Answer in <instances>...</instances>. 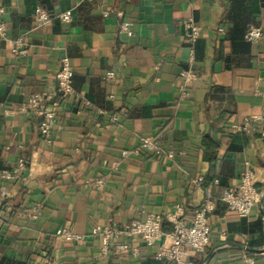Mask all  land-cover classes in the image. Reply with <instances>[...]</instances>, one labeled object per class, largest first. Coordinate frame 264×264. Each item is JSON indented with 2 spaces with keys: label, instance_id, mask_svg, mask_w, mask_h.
<instances>
[{
  "label": "crops",
  "instance_id": "obj_1",
  "mask_svg": "<svg viewBox=\"0 0 264 264\" xmlns=\"http://www.w3.org/2000/svg\"><path fill=\"white\" fill-rule=\"evenodd\" d=\"M41 6L51 15L36 25ZM10 40L21 38L24 57L0 47V173L24 161L19 179L2 181L9 194L0 208V264H169L154 247L120 238L129 251L101 254L94 227H121L147 215L162 218L176 206L189 223L209 202L210 241L192 264H264V6L252 0H0ZM69 11L62 24L58 15ZM120 14V15H119ZM199 36L189 43L183 24ZM131 24L132 36L119 33ZM261 28L246 49L234 26ZM65 58L80 109L55 95ZM112 71L114 79L103 76ZM194 79L182 92L180 72ZM53 94L47 137L42 118L23 113L29 96ZM116 115V122L109 116ZM248 133H232L233 124ZM161 150H138L139 139ZM126 156L123 157L122 153ZM168 153L171 157H168ZM248 163L261 199L246 218L221 202ZM81 236L66 242L56 232Z\"/></svg>",
  "mask_w": 264,
  "mask_h": 264
},
{
  "label": "built area",
  "instance_id": "obj_2",
  "mask_svg": "<svg viewBox=\"0 0 264 264\" xmlns=\"http://www.w3.org/2000/svg\"><path fill=\"white\" fill-rule=\"evenodd\" d=\"M4 9L0 7V47L7 44L11 54L17 57H24L27 51L22 48L23 41L21 38L10 40L7 34V27L3 21ZM120 15V14H119ZM33 21L36 25H46L50 21L48 14L36 7L32 13ZM58 19L62 24H67L71 20V13L69 11L58 15ZM131 24L122 22L119 25L118 31L128 38L132 36ZM184 35L189 43H193L199 36V28L192 21H187L183 24ZM261 28L252 27L245 33V40L249 43H256L261 38ZM182 79V92L186 84L194 79V76L189 71L180 72ZM72 70L69 67L67 59L63 58L60 61L59 69L55 75L56 89L55 95L59 96L60 100H71L74 104H78L80 109L90 107L89 102L82 99L76 94L71 87L70 79ZM105 81L114 79L112 71L106 72L103 76ZM53 94H36L29 96L26 101L20 106L19 110L23 113H31L42 118L40 125V133L43 137H47L50 131V120L54 117V111L46 104L52 100ZM117 116H109L110 122H116ZM232 133H248L249 124H233L230 127ZM264 135V134H263ZM138 150H146L152 152L154 155H160V148L149 138H140ZM125 157L126 153L123 152ZM168 157L171 154L168 153ZM24 161L19 159L14 171H2L0 179L2 181H14L21 177L24 169ZM254 172L251 170L248 163L244 164V169L240 174L239 183L236 188L225 189L221 196V202L225 207L234 212L239 218H246L249 216L253 207L259 203L261 199L260 193L254 186ZM9 194L5 191L0 193V208L2 203L7 200ZM213 206L209 202H205L198 207L192 220L186 223L180 219L181 208L176 206L172 213L165 216V219L171 225V231L164 233L162 231V218L155 215H147L142 220H137L125 224L121 227H94L90 231L91 237L101 236L102 248L101 254L106 255L109 249L115 253H125L129 251L127 244H119L120 238H138L145 246L154 247V259L159 262H167L169 264H192L189 260L190 254H201L204 252L210 241V227L208 223V216L212 212ZM2 215L0 211V225ZM56 236L62 237L66 242L82 241L81 236L72 234L70 232L59 230ZM243 264H255L251 257H242ZM44 264H51L45 261Z\"/></svg>",
  "mask_w": 264,
  "mask_h": 264
},
{
  "label": "trees",
  "instance_id": "obj_3",
  "mask_svg": "<svg viewBox=\"0 0 264 264\" xmlns=\"http://www.w3.org/2000/svg\"><path fill=\"white\" fill-rule=\"evenodd\" d=\"M252 4H253L254 6L262 7V6H264V0H252ZM36 7L42 9L41 6L36 5L35 8H36ZM42 10H44V9H42ZM44 11L48 14L49 18H51L50 13H49L48 11H46V10H44ZM249 29H250V28H248V29L244 28L241 24H236V25L234 26V34L232 35V39H238V40H240V38H241V39L244 40L245 44L242 45V46H244L245 49H246V47L248 48V47L250 46V44H251V43H249V42H247V41L245 40V33H246ZM57 97L59 98V96H57ZM59 99H60V98H59ZM243 133H244V132H243Z\"/></svg>",
  "mask_w": 264,
  "mask_h": 264
}]
</instances>
